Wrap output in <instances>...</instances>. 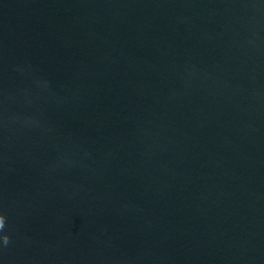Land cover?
I'll use <instances>...</instances> for the list:
<instances>
[{
  "label": "water",
  "instance_id": "1",
  "mask_svg": "<svg viewBox=\"0 0 264 264\" xmlns=\"http://www.w3.org/2000/svg\"><path fill=\"white\" fill-rule=\"evenodd\" d=\"M0 264H264V0H0Z\"/></svg>",
  "mask_w": 264,
  "mask_h": 264
},
{
  "label": "clouds",
  "instance_id": "2",
  "mask_svg": "<svg viewBox=\"0 0 264 264\" xmlns=\"http://www.w3.org/2000/svg\"><path fill=\"white\" fill-rule=\"evenodd\" d=\"M4 242L7 243V237L4 238Z\"/></svg>",
  "mask_w": 264,
  "mask_h": 264
}]
</instances>
